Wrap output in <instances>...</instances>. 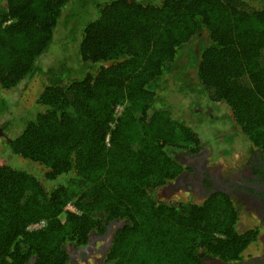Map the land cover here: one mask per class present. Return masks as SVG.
Listing matches in <instances>:
<instances>
[{
  "label": "trees",
  "instance_id": "trees-1",
  "mask_svg": "<svg viewBox=\"0 0 264 264\" xmlns=\"http://www.w3.org/2000/svg\"><path fill=\"white\" fill-rule=\"evenodd\" d=\"M77 1L0 0V118L18 84L42 79L33 107L14 100L19 120L2 125V144L38 170L0 165V264H67L70 244L84 246L113 221L123 224L97 264L239 261L258 232L228 194H155L185 168L168 148L205 145L166 103L185 99L171 85H195L177 62L196 37V82L227 106L236 127L227 134L264 163V0H92L76 20L67 6ZM58 27L66 34L50 54Z\"/></svg>",
  "mask_w": 264,
  "mask_h": 264
},
{
  "label": "flooded vegetation",
  "instance_id": "flooded-vegetation-1",
  "mask_svg": "<svg viewBox=\"0 0 264 264\" xmlns=\"http://www.w3.org/2000/svg\"><path fill=\"white\" fill-rule=\"evenodd\" d=\"M207 150L203 148L198 153L189 151L191 157L197 160L194 163H182L174 158L185 168L172 181L158 189V191L164 189L163 192L167 197L160 199L158 194H155V197L160 200H172L182 199V195L187 200H195L194 197L197 200H203L218 191L228 194L230 198H233L240 212L246 216L248 213L252 215L255 220L253 229L258 232V235L256 240L245 249L239 261L223 262L217 258L203 257V262L206 264H264V163L260 160L258 152L250 153L245 150L237 164L227 167L219 161L209 159L210 152ZM171 193H173L172 196ZM119 223L114 224L109 231L106 228L102 234L91 233L88 242L82 247H74L70 244L68 247L70 259L67 264L99 263L110 247L113 232L121 226ZM237 227L239 230L247 228L245 218L239 220Z\"/></svg>",
  "mask_w": 264,
  "mask_h": 264
},
{
  "label": "rangeland",
  "instance_id": "rangeland-1",
  "mask_svg": "<svg viewBox=\"0 0 264 264\" xmlns=\"http://www.w3.org/2000/svg\"><path fill=\"white\" fill-rule=\"evenodd\" d=\"M87 1L91 2L92 0H78L74 8L67 6L73 12V17H75L76 20L85 18L84 13L86 11L85 5ZM66 12L67 9L64 10V13ZM72 33H73V28L71 30V39H73ZM64 34H66L65 27L60 29L58 27L54 35V42L52 40L50 44L51 46L48 49V52L50 54H53V52H55L56 48L59 46V42L57 43L55 39L58 37V40L61 41L60 36ZM72 43L70 49H74V45H73L74 43L73 44ZM203 43H204L203 37H198V38L196 37L190 43L185 45L182 48V50H180V54L178 56V62H177L178 64H180L179 69L187 71L189 73V78L193 80L195 85L193 86L187 82H186L187 86L183 82H179L176 85H171V88L174 90L175 89L183 90L182 92L185 94L184 96L185 99L181 100V103H178L177 101H173L171 103L166 102V103L170 107V110L172 111L171 112L172 116L181 120L186 118L189 125L192 126L200 134L201 138L204 140L205 143L204 148H207L208 149L207 151L210 152V154L208 155L210 157L209 159H214L215 162L219 161L222 163L223 166L229 167L230 165L233 166L238 163L240 156L243 155V153L246 150L244 147L245 144L237 136V134H234L236 132L235 129L236 127H234L235 125L234 126L229 125V121H228L229 110L227 106L219 105L215 102H210L206 92H204V90H202L198 82H196L195 63L198 57L197 54L199 52L198 45L200 46ZM49 53L45 54L46 57L44 56L43 60L48 59V57L50 56ZM71 56H73L72 58H75V53L71 54ZM68 59L70 60L71 58ZM26 82H28V84ZM41 82L42 79L40 77H36L28 81H22L14 88L13 93L11 95L14 98L12 109L9 112L5 113L0 118L1 138L3 137L1 134L4 132L2 129V125L8 119L16 117V119L19 120L18 114L20 109L22 111H25L28 110V108L33 107L38 90L40 89L39 86ZM14 100L18 102L19 104L18 106H20L19 110L16 103H14ZM220 119H222V121H220ZM225 120L227 121L226 124L227 127L219 128V126H221L222 124L221 122H224ZM17 123H19V121H17ZM10 124H12V121ZM17 126L19 127L20 125L18 124ZM213 126L218 127V129L216 130V135H213L214 134V132H212L213 131L212 129H214ZM232 130H234L235 132H233L232 134H227ZM12 134H13L12 131H7L6 137L11 138ZM2 143L3 142L0 141V165L6 164L10 167H15L17 169H21V168L24 169V167L27 166L26 169L33 172L38 170L37 165H32L30 163H27L28 160L22 158L21 156H18L16 154H11L8 145L7 144L3 145ZM167 152L173 158L181 161L182 163L185 162L194 163V161H197L196 158L193 159V157H191L192 155L187 150H176V149L168 148ZM163 191L164 189H160L159 191L156 192V194H158V197L160 199L167 197ZM172 194L173 193H171V196ZM193 199L197 200L195 197ZM66 209L74 210V207L68 205ZM253 222H255V220Z\"/></svg>",
  "mask_w": 264,
  "mask_h": 264
},
{
  "label": "built area",
  "instance_id": "built-area-1",
  "mask_svg": "<svg viewBox=\"0 0 264 264\" xmlns=\"http://www.w3.org/2000/svg\"><path fill=\"white\" fill-rule=\"evenodd\" d=\"M119 109V107H117V110ZM41 226H43V222H38V223H34V224H30L28 227H27V229H29V230H32V229H36V228H39V227H41Z\"/></svg>",
  "mask_w": 264,
  "mask_h": 264
},
{
  "label": "water",
  "instance_id": "water-1",
  "mask_svg": "<svg viewBox=\"0 0 264 264\" xmlns=\"http://www.w3.org/2000/svg\"><path fill=\"white\" fill-rule=\"evenodd\" d=\"M117 222H111L108 226H107V231H109V230H111V227L114 225V224H116ZM119 224H123V222H120ZM83 249H86V248H83ZM85 251V250H84ZM34 262H35V258H32L29 262H28V264H34Z\"/></svg>",
  "mask_w": 264,
  "mask_h": 264
},
{
  "label": "clouds",
  "instance_id": "clouds-1",
  "mask_svg": "<svg viewBox=\"0 0 264 264\" xmlns=\"http://www.w3.org/2000/svg\"><path fill=\"white\" fill-rule=\"evenodd\" d=\"M117 107H119L118 110H117ZM121 109H122V106L117 105L115 108V114L118 115L120 113Z\"/></svg>",
  "mask_w": 264,
  "mask_h": 264
}]
</instances>
